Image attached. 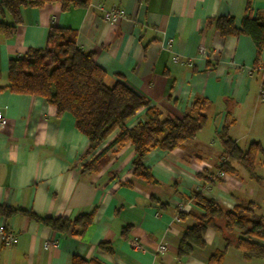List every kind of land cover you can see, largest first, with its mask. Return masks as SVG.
I'll use <instances>...</instances> for the list:
<instances>
[{
    "label": "crops",
    "instance_id": "1",
    "mask_svg": "<svg viewBox=\"0 0 264 264\" xmlns=\"http://www.w3.org/2000/svg\"><path fill=\"white\" fill-rule=\"evenodd\" d=\"M246 1L91 0L87 7L68 10L49 3L23 7L12 36L0 31V86L7 84L8 60L42 47L48 29L56 26L74 30L81 50L92 52L109 76H120L163 114L181 117L194 100L209 102L206 124L194 139L145 155L144 164L158 181L148 184L132 173L135 153L130 143L108 149L93 171H83L116 132L83 157L88 140L71 115L58 116L44 97L0 90L5 120L0 124V206L68 220L95 208L82 235L55 232L20 211L0 213V222L15 235L12 244L0 240V264H69L72 255L97 264H209L219 250H225L221 264H264V258L245 260L214 228L205 231L204 247L177 256L183 230L195 223L187 214L202 212L192 192L227 208L250 201L241 197L242 166L227 157L217 132L227 118L228 135L242 150L261 143L263 57L256 61L248 35L224 37L208 24L210 18L229 15L240 26ZM100 8H119L127 17L110 24ZM251 9L254 14L264 10V0H252ZM0 22L11 24L12 19L0 14ZM201 46L205 54L199 53ZM142 117L140 111L128 126ZM224 161L231 172L221 176ZM253 192L249 187L247 195ZM132 240L140 246H130ZM100 242H109L112 253L102 250ZM161 245L165 250L160 252Z\"/></svg>",
    "mask_w": 264,
    "mask_h": 264
},
{
    "label": "trees",
    "instance_id": "2",
    "mask_svg": "<svg viewBox=\"0 0 264 264\" xmlns=\"http://www.w3.org/2000/svg\"><path fill=\"white\" fill-rule=\"evenodd\" d=\"M90 1L0 0V14H8L12 19L11 24L0 22V31L6 36L15 33L16 26L21 21L23 7H42L49 3H58L63 10H68L73 7H87ZM251 1H246L240 26L229 15L210 18L208 24H213L224 37L248 35L255 46L256 61L263 57L264 67V10L254 14ZM0 90L44 97L55 106L58 116L71 115L74 127L88 140L83 157L93 154L116 132L108 146L84 164L83 171H93L108 149L130 143L135 153L132 173L148 184H157L158 181L145 166V155L153 149L171 151L194 139L206 124V109L209 104L206 99H196L181 117L163 114L158 107L151 105L148 98L124 84L120 76L116 79L109 76L94 61L92 52L81 50L76 44L74 30L56 26L48 29L42 47L29 48L21 56L8 60L7 84L0 86ZM140 111H143L142 119L128 126L127 123ZM230 124L231 121L226 118L217 136L230 161L240 164L253 177L254 159L257 153L263 151L262 145L252 142L246 150H242L228 135ZM220 168L221 171L231 172L228 161L222 162ZM124 185L130 186V183L124 182ZM191 199L202 212L187 214L194 218L195 223L182 232L177 249L179 258L190 254L193 247H204V233L208 228L216 229L226 245L238 249L245 260L264 258V210L256 202H238L232 208H227L197 191L192 192ZM16 211L28 215L55 232L82 235L92 222L95 208L78 215L74 220H68L0 206V213L6 216ZM98 246L108 253L113 251L109 242H100ZM224 253L225 250L214 252L209 258V264H221ZM91 262L92 260L72 255L69 264ZM92 263L97 264L95 261Z\"/></svg>",
    "mask_w": 264,
    "mask_h": 264
},
{
    "label": "rangeland",
    "instance_id": "3",
    "mask_svg": "<svg viewBox=\"0 0 264 264\" xmlns=\"http://www.w3.org/2000/svg\"><path fill=\"white\" fill-rule=\"evenodd\" d=\"M263 151H260L256 154L254 159V175L249 179L247 171L240 169L243 175L245 176V181H243V190L241 191V197L245 199L255 201L260 209L264 210V135L261 138V143ZM247 173V174H245ZM249 187L253 189V194L248 196ZM244 193V194H243Z\"/></svg>",
    "mask_w": 264,
    "mask_h": 264
},
{
    "label": "built area",
    "instance_id": "4",
    "mask_svg": "<svg viewBox=\"0 0 264 264\" xmlns=\"http://www.w3.org/2000/svg\"><path fill=\"white\" fill-rule=\"evenodd\" d=\"M102 11V17L105 21H107L110 24H117L118 22H120L121 20L125 19L127 17V14L124 10L119 9V8H110V9H103L100 8ZM200 54H205L206 50L204 47L201 46ZM174 60L178 61L179 58L178 56H174ZM262 98H264V93L262 92ZM5 123V120L2 116V114L0 113V124L3 125ZM219 175L223 176V172L219 171ZM0 240H2L4 243L6 244H12L15 242V235L13 233H10L4 223L0 222ZM130 246L132 247H139V242L137 240H132L130 242ZM165 250V247L163 245L158 247V251H163Z\"/></svg>",
    "mask_w": 264,
    "mask_h": 264
}]
</instances>
